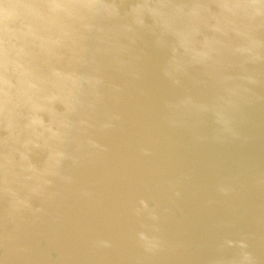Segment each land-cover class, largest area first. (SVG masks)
Segmentation results:
<instances>
[{"label": "water", "instance_id": "obj_1", "mask_svg": "<svg viewBox=\"0 0 264 264\" xmlns=\"http://www.w3.org/2000/svg\"><path fill=\"white\" fill-rule=\"evenodd\" d=\"M0 264H264V0H0Z\"/></svg>", "mask_w": 264, "mask_h": 264}]
</instances>
